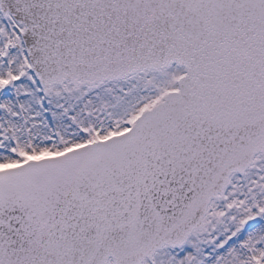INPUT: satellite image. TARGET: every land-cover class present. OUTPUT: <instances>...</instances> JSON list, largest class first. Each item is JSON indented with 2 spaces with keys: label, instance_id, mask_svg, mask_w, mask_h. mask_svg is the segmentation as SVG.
Returning <instances> with one entry per match:
<instances>
[{
  "label": "snow or ice",
  "instance_id": "1",
  "mask_svg": "<svg viewBox=\"0 0 264 264\" xmlns=\"http://www.w3.org/2000/svg\"><path fill=\"white\" fill-rule=\"evenodd\" d=\"M0 264H264V0H0Z\"/></svg>",
  "mask_w": 264,
  "mask_h": 264
}]
</instances>
